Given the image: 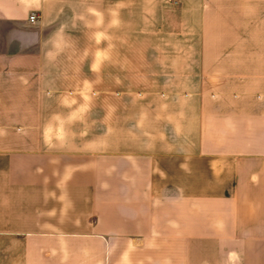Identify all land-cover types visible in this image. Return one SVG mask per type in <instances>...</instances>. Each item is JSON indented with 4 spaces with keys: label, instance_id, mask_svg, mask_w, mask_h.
Instances as JSON below:
<instances>
[{
    "label": "crops",
    "instance_id": "crops-1",
    "mask_svg": "<svg viewBox=\"0 0 264 264\" xmlns=\"http://www.w3.org/2000/svg\"><path fill=\"white\" fill-rule=\"evenodd\" d=\"M0 264H264V0H0Z\"/></svg>",
    "mask_w": 264,
    "mask_h": 264
},
{
    "label": "water",
    "instance_id": "water-1",
    "mask_svg": "<svg viewBox=\"0 0 264 264\" xmlns=\"http://www.w3.org/2000/svg\"><path fill=\"white\" fill-rule=\"evenodd\" d=\"M50 27H47L45 32L48 31ZM38 33H33V37H36ZM31 36V35H30ZM26 43V37L25 34L23 33L21 35H18L17 33L13 35L11 33L8 34L7 38V43H6V49H11V50H24L30 47V45H25ZM22 44V46H21Z\"/></svg>",
    "mask_w": 264,
    "mask_h": 264
},
{
    "label": "built area",
    "instance_id": "built-area-1",
    "mask_svg": "<svg viewBox=\"0 0 264 264\" xmlns=\"http://www.w3.org/2000/svg\"><path fill=\"white\" fill-rule=\"evenodd\" d=\"M37 19H38V16L35 13L31 14L30 17H29V20L31 22H35Z\"/></svg>",
    "mask_w": 264,
    "mask_h": 264
}]
</instances>
